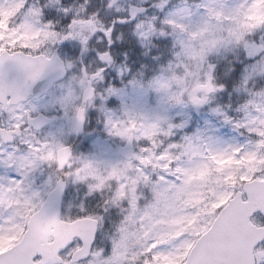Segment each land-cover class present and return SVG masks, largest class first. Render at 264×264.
I'll use <instances>...</instances> for the list:
<instances>
[{"label": "snow or ice", "instance_id": "1", "mask_svg": "<svg viewBox=\"0 0 264 264\" xmlns=\"http://www.w3.org/2000/svg\"><path fill=\"white\" fill-rule=\"evenodd\" d=\"M253 2L246 0V3L230 5L203 0L195 5L185 4L165 18L163 24L170 29L177 44L174 61L165 74L177 78L186 74V68L192 72L190 58L193 56L202 61L200 70L210 73L213 66L206 64V58L218 50H197L193 42L196 27L209 18H230L241 10L247 11ZM89 5L90 0H82L77 9H69L61 0H46L42 5L38 0L35 3L0 0V11L19 6L8 24V32H15L16 37L0 40V49H3L0 52V121L7 125L0 128V171L8 173L0 175V264H161L165 257L175 264H264V166L250 174L251 184L240 179L245 175L242 170L235 185L221 184L211 194H201L202 202L193 205L189 198L192 189L183 175L184 148L204 139L185 138L174 142L171 124H167V138L160 141L154 156L159 158L167 152L180 159L167 164L161 162L159 167L145 166L141 160L148 155L152 142H138L128 156L133 168L140 170L129 174L130 179L136 180L134 196L126 188L121 197L119 183L109 182L106 187L102 181L85 179L88 170L97 171L106 162L76 157L62 144H59L62 158L53 159L55 153L51 151L50 140L37 134L42 121L35 118L36 108L31 103L33 89L38 84L72 67L60 61L53 49L64 41L73 40L87 50L98 34L106 41L107 48L112 49L97 53L99 65L95 71L90 73L84 68L81 72L79 85H87L85 90L91 102L75 109L72 119L76 130L80 131L87 109L96 98V85L115 63L113 53L117 49L113 45L121 38L114 35L115 24L108 26L102 22V14L97 11L101 7L99 0H92V6ZM103 7L107 11H120L118 0H107ZM45 9L71 15L66 29L58 30L52 19L44 22ZM142 11L132 7L128 19L135 20ZM194 14L202 17L200 23L193 22ZM128 19L117 22L127 24ZM97 22L99 28L94 26ZM136 30L142 44L157 33L152 22L137 23ZM26 33L39 34L35 47L26 46L19 39ZM159 35L165 32L160 31ZM257 36L261 41L259 45ZM12 39H16L15 44ZM257 48L264 52V25L246 31L241 39L234 41L231 49L244 51L251 57ZM248 72L245 84L257 79L258 87L264 88V57L255 61ZM235 75V71L229 74L230 78ZM160 88L167 89L168 84L162 83ZM199 88L205 95L193 97L192 106L206 104L211 94L223 90V85L218 88L209 75ZM114 94L116 90L109 88L108 95ZM180 99L176 97L178 102ZM246 106L251 112L241 121L233 122L225 117L226 123L254 138L249 145L230 146L232 151L239 149V154L254 151L255 144H264V131L257 132L249 126L250 119H264V91L251 93ZM128 111L126 107L119 117H105L109 136L114 137V132L123 136L118 129L121 116ZM256 156L257 159L264 156V149L256 152ZM120 163L106 167L105 172L114 171ZM43 167L50 169L51 174L46 181L47 191L42 195L33 189L32 178ZM70 188L74 189L75 196L68 191ZM81 190L82 196L79 195ZM96 196L102 201V205L96 206L99 211L92 207ZM76 198L80 199V204L74 203ZM65 199L67 214L62 215L57 201L63 206ZM72 209L76 210L75 214ZM112 209L118 210V220H106ZM56 230L60 232L59 238Z\"/></svg>", "mask_w": 264, "mask_h": 264}, {"label": "rangeland", "instance_id": "2", "mask_svg": "<svg viewBox=\"0 0 264 264\" xmlns=\"http://www.w3.org/2000/svg\"><path fill=\"white\" fill-rule=\"evenodd\" d=\"M40 1L41 4L46 2V0ZM135 1L156 3L155 9L151 12L149 19H143L139 22H152L157 29V33L147 43L152 44L156 40L164 39L168 44L170 42L175 50H177V44L171 35L170 29L163 24V20L183 8L185 4L195 5L203 2V0H180L177 3L174 0L173 2L171 0ZM170 1L172 4L169 3ZM81 2L82 0H77L72 4H67L68 6L63 4V2L62 4L69 9H77ZM129 2H132V0H121L118 3L120 11L112 10L113 12L109 14L122 16ZM167 2L170 4V7L166 6ZM209 2L235 5L246 3V0H209ZM100 5L101 7L97 8V11L104 14L106 10L102 4ZM160 5L164 6L161 7ZM89 6H92V2H90ZM50 10L57 16L68 19L67 23H63L59 21L61 20L60 18H52L58 30L66 29L67 24L71 21V15L65 16L55 9ZM18 11L19 6L8 7L0 11V40L6 37H16L15 32H8V24L9 20ZM201 21L202 17L194 14L193 22L200 23ZM258 25H264V0H254L252 6L247 11L241 10L238 13L232 14L230 18H209L195 29L197 35L193 37V42L198 51L209 48H216L218 50L210 53L206 58V64L213 66L212 71L215 70L214 61L226 59L241 60V67L238 68L237 84H231L230 87L227 84L216 83L214 72H202L200 70L202 61L195 56L190 58L193 71L188 72L186 68L184 76L173 78L167 73L165 74V70L171 62L163 63L162 55L159 59L152 61L158 71L152 73L148 79L147 74L144 73L142 75L146 77L145 83L141 81V78H130L125 75L124 73L128 74L127 69L120 64H116V62L110 66L106 70L103 83L98 86L95 100L89 106L88 128L84 136L78 140L74 154L76 157H88L106 162V164L101 165L97 171L88 170L85 179L93 182L102 181L106 187L109 182L119 183V195L121 197L124 196L126 188L128 193L134 196L136 180L130 179L129 174L133 171L139 173L140 170L133 168L131 163L120 156V147L126 143L132 133L135 135L136 146L138 142H152V148L148 151V155L142 159L145 166L152 164L154 167H159L161 166V162H166V164L172 163L173 159L180 158L172 157L167 152L159 158L154 156L155 149L159 147L160 141L167 138V124H171L174 126V142H182L185 138L199 137L204 139L203 141L188 144L184 148L185 155L183 160L186 167L183 175L186 177L187 185L192 189L189 198L193 205L202 202L199 199L201 194H211L212 190L218 188L221 184L235 185L237 183V176L240 175L242 170L245 172V175L240 176V179L243 181L251 180L250 174L264 165V156L260 159H257L256 156V152L264 149V144H255L252 146L255 149L254 151H245L244 154H239V149L232 151L230 146H246L254 138L250 137L247 132L236 129L233 124H224L222 120H225V117H227L233 122L241 121L245 114L247 115L251 112L250 108L244 107L250 98V94L255 91H264V88L258 87L257 79H250L245 84V78L249 75L248 70L255 61L264 57V52H261L257 48L254 55L250 57L244 51L231 49L234 46L235 40L241 39L246 31ZM94 26L99 28V22ZM160 31H164L165 35H159ZM134 34L138 43L142 47H145L146 44H142L139 40L137 30ZM38 36V33H26L19 37V39L23 40L26 46L35 47L36 44L34 42L37 41ZM118 36L121 37L120 35ZM15 43L16 39H12V44ZM101 43L105 47L107 46L106 41L101 40ZM256 43L257 45L261 43L258 36L256 37ZM220 47H228L229 49L219 50ZM63 48L67 49L74 57V61H71L70 64L72 65V69L77 66L75 74L73 71L67 82L57 87L53 93L44 99L39 101L31 100L32 105L36 108L35 113L45 110L49 114H58L56 111H59L61 114L58 123L49 127L43 133H37L50 140L51 151L55 153L53 159L56 158L59 144L66 146L75 142L76 128L72 117L77 106L81 104L82 92L85 89V87L79 85L81 75L79 64L82 49L79 42L73 40L65 41ZM106 50L112 51V49ZM0 51H3V49H0ZM96 55L97 53L94 52L93 48L91 46L89 48L88 46L84 52L83 60L93 65L96 64L98 67L99 61L96 59ZM116 58L118 57H115L113 53L114 61ZM161 75H164V77L158 78ZM209 75L212 76L213 82L218 88L223 85V90H218L211 94L206 104L199 107L192 106L190 102L193 97L201 98L205 95L204 91L199 88V84L207 80ZM123 78L124 83L122 82ZM115 82L120 86L113 85ZM162 83H167L168 88H160V84ZM109 88H114L116 94L108 95ZM158 88H160L159 92L157 91ZM101 94H103V98H101ZM176 97L181 98L179 102L176 100ZM126 107L129 110L128 114L121 116L118 129L123 133V136H117L115 132L113 134L114 137L109 136L104 123L105 117L108 115L119 117ZM249 126L254 131H264V119H250ZM51 140H55V142ZM119 162L122 163L114 171L105 172L106 167ZM190 162L192 163L190 164ZM50 174L51 170L47 167H43L35 173L32 178L33 189L42 195L45 194L47 191L46 181ZM0 175L7 176V170L0 171ZM121 180L126 181V183H120ZM69 192L73 196L76 195L74 189L70 188ZM79 195H83V190H81ZM94 199L95 203L92 207L99 211L100 209L96 206L102 205V201L99 196H96ZM80 202L79 198L74 199L75 204H80ZM67 204L68 201L66 208ZM75 211V209H72L73 213ZM66 214L67 211H65ZM118 218V210L112 209L106 220H118ZM161 264H175V262L165 257L161 259Z\"/></svg>", "mask_w": 264, "mask_h": 264}, {"label": "water", "instance_id": "3", "mask_svg": "<svg viewBox=\"0 0 264 264\" xmlns=\"http://www.w3.org/2000/svg\"><path fill=\"white\" fill-rule=\"evenodd\" d=\"M143 13V11L141 12ZM60 61H62L57 53L54 54ZM63 62V61H62ZM65 76V71L64 72H61L59 73L58 75L57 74H54L53 76H51L48 80L38 84L34 89H33V94H32V97L34 96L35 98H39L40 96H42L43 94L47 93L48 90L52 87V85L55 83V82H58L60 80H62ZM85 100H87L88 98H90L88 95H87V92L85 94ZM37 119H40L42 121L41 123V127L40 129H42L44 126L50 124L51 122H53L52 119L44 116V115H39L38 117H36ZM84 132V125L83 127L81 128L80 131H77V135L80 136L82 135ZM68 148L71 149L72 153H73V148L71 146H67ZM121 155H123L125 158L129 159L128 156L130 154L133 153V138L131 137V139L129 140V142L127 143V145L121 149L120 151ZM57 158H62L61 154L59 153L58 151V154H57ZM251 184V183H249ZM57 207L59 208V211L60 213H62V206L60 205V202L57 201ZM57 235V238H59L60 236V232L59 230H56V233Z\"/></svg>", "mask_w": 264, "mask_h": 264}, {"label": "trees", "instance_id": "4", "mask_svg": "<svg viewBox=\"0 0 264 264\" xmlns=\"http://www.w3.org/2000/svg\"><path fill=\"white\" fill-rule=\"evenodd\" d=\"M64 1H67V0H64ZM163 48L165 49V52L169 51V48L164 46L161 48V52H163ZM151 51L152 50L149 51L150 57L152 55ZM239 67H241V60L238 61L237 59L223 60V61L218 62L215 71H213L215 73V78L217 79L218 84H227L228 87H230L231 84L232 85L237 84L236 82L238 81V68ZM219 69H222V72L218 71ZM233 71H235L236 75L230 78L229 74L232 73Z\"/></svg>", "mask_w": 264, "mask_h": 264}, {"label": "flooded vegetation", "instance_id": "5", "mask_svg": "<svg viewBox=\"0 0 264 264\" xmlns=\"http://www.w3.org/2000/svg\"><path fill=\"white\" fill-rule=\"evenodd\" d=\"M134 4H137V3H136L135 0H132V2H129V3H128L127 8H129L131 5H134ZM167 5H169V3H167ZM151 9L154 11V9H155V5H152V6H151ZM127 13H128V9H125L124 14H127ZM138 19H139V18H138ZM140 20H142V18H140L139 21H140ZM102 49H103V46H102L101 44H99L98 46L95 47V50H96V51H98V50H102ZM95 50H94V51H95ZM84 68H87L88 71L91 73V70H92V69H96L97 66H96V65L92 66V65H90V64H82V65H81V72H82V70H83ZM103 81H104V79H103L102 81L98 82V84H99V83H102ZM4 127H7L6 122H5V121H0V128H4Z\"/></svg>", "mask_w": 264, "mask_h": 264}]
</instances>
